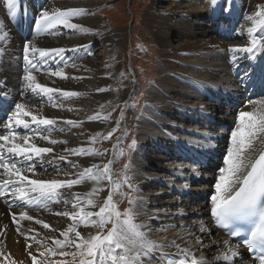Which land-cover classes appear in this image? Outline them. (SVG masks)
Here are the masks:
<instances>
[{
	"label": "bare ground",
	"instance_id": "obj_1",
	"mask_svg": "<svg viewBox=\"0 0 264 264\" xmlns=\"http://www.w3.org/2000/svg\"><path fill=\"white\" fill-rule=\"evenodd\" d=\"M157 1L152 0V4ZM30 2L36 5L30 6ZM100 2L73 0L72 5L66 0H14L10 11L7 0H0V36L4 37L0 39V135L7 134L5 126L16 103H23L25 110L32 114L56 121L51 126H38L31 123L28 116L24 117L29 121L28 129L17 128L14 124L10 129L19 135L36 133L30 143L53 149L51 153L34 157V173L28 171L26 164L29 162L23 157L10 158L5 153V159L23 166L22 174L30 179H77L85 168L96 165L98 158L91 151L92 138L96 128L106 124L101 103L118 97L124 101L130 94V87L124 86L118 92L107 87L115 73L97 64L92 54V40L88 35L100 29L105 19L87 16L85 11ZM27 5L32 8L31 13L28 11L30 16L38 21L45 10L51 14L57 10L81 9L83 11L70 15L68 20L82 27L64 26L72 33L55 27L44 28L38 22L28 27L31 23L26 26L25 21L29 15L25 19L18 15V10ZM36 7L41 11L36 12ZM261 12H264V0H215V4L212 0H171L163 10L157 11L151 5L145 13L146 27L160 49L163 70L156 81L160 92H151L148 96V107L142 117L145 127L137 136L139 149L148 146L155 154L147 160L146 154L140 151L138 168L156 171L154 175L140 172L136 185L141 210L135 225L145 226L140 231L145 233L148 241L158 245L142 264H176L177 259L185 256L188 264L193 258L201 264H229L223 256L230 255V250L238 252L232 264H253L246 259L244 250L211 224V196L215 193L219 172L216 170L211 175L205 172L224 166L223 158L230 146L225 148L229 128L235 126L238 113L253 110L250 100L264 101V98H252L261 89H254L253 82L248 87L245 83V78L263 72L264 67L262 64L255 66L248 60L246 56L251 53L244 55L236 50L238 39L244 36L249 47L253 40L257 41L260 50L252 53L260 55L264 52V15H259ZM16 16L24 23H17ZM20 26L25 33H32L28 41L20 40ZM174 34L175 42L172 43ZM119 36L114 30L103 34L110 43L118 41ZM26 42L30 46L29 59L33 60L35 68L24 60ZM32 47L66 48L59 54L51 51L48 57L41 59L38 52L33 56ZM231 47L232 57L229 56L232 52L226 51ZM223 50L226 51L224 54ZM29 71L36 77V83L55 91L40 93L29 88L23 79ZM55 72L64 75L56 76ZM66 92L78 95L68 96L64 94ZM255 108L261 109L264 105L257 103ZM69 120L77 122L76 126L69 125ZM224 126L228 128L225 130ZM53 140L56 143H51ZM115 147L116 144L110 146L107 161L110 164ZM262 151L264 144L257 139L246 155L256 158ZM209 155L220 161L206 159ZM184 160L190 164L185 165ZM101 171L93 169L90 175ZM90 175L70 189H57L51 199L40 197L39 193H30L21 199L18 193L12 195L15 187L20 185L9 189L2 187L9 177L0 169V191L5 192L0 196V260L30 264L32 256L38 259L53 253L51 247L55 246V241H64L66 237L61 233L72 226L83 237L87 226H83L79 217L89 213V189L96 183ZM106 175L107 181H113V174L109 179ZM212 175H215V182L210 181L212 187L209 188V184L204 183ZM193 184L199 189L192 187ZM110 188L108 184L106 195ZM193 191H198V196L191 198ZM63 212L70 215L57 214ZM22 213L32 219H24ZM71 214H76L77 220L71 219ZM44 224L49 227L45 228ZM68 239L79 242L74 231Z\"/></svg>",
	"mask_w": 264,
	"mask_h": 264
},
{
	"label": "snow or ice",
	"instance_id": "obj_2",
	"mask_svg": "<svg viewBox=\"0 0 264 264\" xmlns=\"http://www.w3.org/2000/svg\"><path fill=\"white\" fill-rule=\"evenodd\" d=\"M212 2L215 4V0H212ZM13 5L14 0H7V6L10 11ZM81 11L83 10H57L50 14L45 10L41 13L38 23L44 28L63 25L75 29L82 26L69 23L68 17L76 15ZM259 15H264V12H261ZM3 38V36H0V39ZM29 47V44L26 42L24 46V60L28 65H32L35 68L33 60L29 59ZM236 50L252 53L254 50L259 51L260 48L257 47V41L253 40L251 47ZM31 51L33 56L38 52L39 57L43 59L48 57L51 51L59 54L64 49L45 50L32 47ZM53 74L56 76L64 75L62 72H55ZM23 79L28 82V87L33 91L38 90L40 93L55 91L36 83V77L30 71ZM64 94L68 96L78 95L75 92H66ZM249 103L253 104V110L240 111L235 122V128L230 133L231 145L227 148L226 155L223 158L224 166L218 169L219 176L214 185L215 193L211 196V216L215 218V223L221 229L228 230V234L231 237H239L241 231L248 233L243 244L247 246L249 253L253 254L251 256L253 264H257V262L258 264H264V151L261 152L258 158L246 155L255 140L260 139L261 143L264 144V139H261L264 136V108H255V104L264 105V101L254 102L250 100ZM14 107L15 110L8 116V123L5 126L8 132L6 135H0V142H2L0 143V169H3L4 173L9 177V179L3 181L2 187L9 189L10 186L15 187L17 184L20 185V187H15L12 195L18 193L19 197L24 199L30 193H39L40 197L51 199L57 189L64 187L70 189L73 185L80 184L83 179L89 177L93 169L98 168V165L93 164L90 168H85L79 178L66 181L30 179L27 175L22 174L23 166H18L12 159H5V153L10 158L23 157L26 162H29L26 164L28 171L34 173V157H41L42 154L51 153L53 149L38 147L35 143H30L31 137L37 134L19 135L16 131L10 130L13 124L17 128L23 127L24 129H28L29 121L24 119V117L28 116L31 117V123L38 126H51L56 121L32 114L30 110L26 111L23 103H16ZM67 123L76 126L77 122L69 120ZM41 138L48 139L46 136H41ZM51 143H56V141L53 140ZM134 145L135 141H133ZM60 159H64V157H60ZM108 171L109 165L106 164L102 172L90 175V178L98 182L103 177V173ZM12 178H15V180ZM127 179L126 177L125 182H127ZM2 195H5L4 191H0V196ZM88 195H91V193ZM87 203L91 205L92 201L88 200ZM57 214L70 215L68 212ZM21 215L24 219H32L27 213H22ZM92 215L93 213L89 212L80 216L79 219L87 226L89 222L88 218ZM95 215L99 217L101 227H103L104 223L113 222L112 229L106 235L96 234L91 235L89 239H84L79 231L69 228L67 231L61 233V235L66 237L65 241H55L61 248L74 245L81 257L80 264H142L143 259L150 258L151 251L158 247V245L148 241L145 238V233L140 231L145 226L132 223L130 210L123 213L126 219L120 220L122 214L117 211L115 205L112 203L111 193ZM113 217H115L114 221L112 220ZM70 218L75 221L77 220V215L71 214ZM36 222L42 223L39 220ZM43 226L45 228L49 227L47 224ZM201 230L203 231V228ZM73 231L79 242L67 239L68 233ZM225 243L228 242L226 241ZM117 250H120V252L117 253ZM77 252L69 253L61 251L59 254L61 256L71 254L75 258ZM230 253V255L225 254L223 259L232 264L238 252L230 250ZM53 254H55V250H53ZM41 255L43 256L44 254L41 253ZM32 260L34 264H43V261L37 262L36 256H32ZM176 264H188L187 256L184 259H177ZM191 264H201V262L193 258Z\"/></svg>",
	"mask_w": 264,
	"mask_h": 264
},
{
	"label": "rangeland",
	"instance_id": "obj_3",
	"mask_svg": "<svg viewBox=\"0 0 264 264\" xmlns=\"http://www.w3.org/2000/svg\"><path fill=\"white\" fill-rule=\"evenodd\" d=\"M66 1L67 3L74 5V3H72L73 0ZM100 1L101 2L98 5L89 6L85 11L87 16L93 15L105 19L104 24L100 29L88 35L89 39L92 40L93 57L97 64L105 66L107 71L115 73L113 80H111L110 87L107 86L109 89L118 92L120 88L126 86L128 88L130 87L131 91L127 96L128 98L124 101L118 97L119 99L111 98L110 102L101 103V110L106 115V124H103L102 127L96 128L97 132H95L92 138L91 151L97 156L98 162L96 165H98V168L101 171L103 170L104 165H106L109 154L111 153L110 146L114 143L116 144L114 153H112L114 157L112 164V171L114 172L113 191L111 194L112 203L115 205L117 211L122 214L120 217L121 221L126 219V217L123 216V213L130 210L132 223L136 224L137 215L141 210L140 203L137 201L136 197L138 174L142 171H146L150 175L156 173V171L146 169L145 167L138 168L139 160L137 156L140 151L146 154L147 160L151 155L154 156L155 154L152 153L148 146L143 147L140 150L137 136L140 130L145 127V124L142 123V117L145 109L148 107V96L151 92H160V87L156 84V81L163 70L160 62V49L151 37L150 30L146 27L145 13L151 5H153L157 11L163 10L164 6L166 7L169 5L171 0H158L157 3L154 4H152V0ZM29 4L31 6L33 3L30 2ZM34 4L36 5V3ZM34 4L33 6H35ZM30 6L27 5V7L18 10V15L20 17L23 16L24 19L29 15L26 17L25 21L27 26V23H31L28 27L31 25L34 26V24L38 22V20H34L32 16H30L29 13L32 12ZM35 11L39 12L41 9H37L36 7ZM18 22H22L20 18ZM22 23H24V21ZM54 27L63 32L68 31L63 25H55ZM113 30L117 31V34L120 36L118 37V41H116V39L115 42L110 43L104 39L103 34ZM66 33H72V31L69 30ZM18 34L20 40L28 41L32 38V33L28 31L25 33L22 30V26H20ZM174 40L175 34L172 35V43L175 42ZM238 43L239 47L237 49L249 47L246 37L244 36L238 39ZM41 48L44 49L43 47ZM63 48L66 47L47 48L45 50ZM232 48L233 47L226 50L229 53L232 52L229 55L230 57H232L234 52ZM66 50L70 51V49ZM226 51L223 50L222 54ZM242 53L247 55V52L245 51H242ZM259 94H256V97L252 98H254V100L263 99L264 92ZM215 114L220 115L216 112ZM227 128L228 126H225V129ZM234 128L235 126L233 127V125L229 128V134ZM227 138L228 142L226 143L225 148L231 145L230 136ZM133 141H135L134 146ZM206 159L213 160L214 162L220 161L218 157H213L212 155L207 156ZM184 162L185 165L190 164L186 160H184ZM216 170H218V168L213 169L212 172L206 171L205 173L211 175ZM97 173L98 172H96V174ZM214 176L215 175H212L210 180L204 183V185L209 184L207 186L211 188L212 184L210 181L213 180L215 182ZM126 177L128 178L127 182H125ZM192 187L199 189V186L194 184ZM93 189H95V191H93ZM107 189L108 181L105 178L98 182L96 181V183L89 189L91 195H88V199L92 201L89 212L93 213V215L88 218L89 222L86 227L85 235H83L84 239H89L91 235L96 234L106 235L113 227V222L104 223L103 227H101V221L99 217L95 215L107 199ZM198 191H193L194 194L191 198L198 196ZM130 201L132 202L130 203ZM112 220L114 221L115 217H113ZM83 226H86L85 223ZM72 227L75 228L74 226ZM68 229H66V231ZM71 233L72 232L68 233L67 239ZM65 240L66 238H64V241ZM54 244L55 246L51 248L55 250V254L48 253L46 256L38 258L37 262L43 261V264H80L81 257L74 246L69 245L61 248L56 243ZM61 251L69 253L77 252V255L75 258H73L71 254L61 256L59 254ZM119 252L120 250H117V253ZM0 264L19 263L0 260ZM30 264H34V262Z\"/></svg>",
	"mask_w": 264,
	"mask_h": 264
}]
</instances>
